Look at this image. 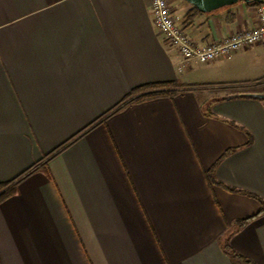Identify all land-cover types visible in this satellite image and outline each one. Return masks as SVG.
Wrapping results in <instances>:
<instances>
[{
	"label": "crops",
	"instance_id": "1",
	"mask_svg": "<svg viewBox=\"0 0 264 264\" xmlns=\"http://www.w3.org/2000/svg\"><path fill=\"white\" fill-rule=\"evenodd\" d=\"M171 7L201 47L257 23ZM181 66L150 0H0V264H264V46Z\"/></svg>",
	"mask_w": 264,
	"mask_h": 264
},
{
	"label": "built area",
	"instance_id": "2",
	"mask_svg": "<svg viewBox=\"0 0 264 264\" xmlns=\"http://www.w3.org/2000/svg\"><path fill=\"white\" fill-rule=\"evenodd\" d=\"M152 21L165 42L175 48L182 58L183 69L191 62L207 64L216 60L231 59L241 50L254 46H264V4L255 7L257 23L254 27L245 28L227 38L201 47L187 36L184 27L173 15L168 0H150Z\"/></svg>",
	"mask_w": 264,
	"mask_h": 264
},
{
	"label": "trees",
	"instance_id": "3",
	"mask_svg": "<svg viewBox=\"0 0 264 264\" xmlns=\"http://www.w3.org/2000/svg\"><path fill=\"white\" fill-rule=\"evenodd\" d=\"M243 5L245 8H249V7H256L259 5V3L258 2H251V3H244ZM197 14H200V12L197 9L191 7V9L187 12L185 17L188 20L189 18H192V17L196 16ZM234 19H235L234 14H228L227 15L228 21H233ZM189 90H190V87H186V86L180 84L179 82L160 83V84H151V85L141 86V87L134 89L132 92H130L128 94V96H126L125 100L122 102V105L120 104V106L116 110L119 111L128 105L138 104V103H142V102H146V101H151V100L158 99V98H173L176 95L184 93V92L189 91ZM210 105L211 104H208L205 106L206 111H209ZM206 178H207V181L209 184L214 183L212 171L207 173ZM13 191H14V188H13V185L11 183L1 184L0 185V203H2L7 198H9L12 195ZM262 211H263V208H262ZM244 225H245V222H241V223L237 224L236 229L239 230ZM228 234L229 233H227L224 236V238L222 239V240H224V242H226V240L228 238V236H227ZM226 252H228V254L235 257L232 254V252L230 253L228 251V248H226ZM241 259L244 262V264H253L251 261H248L244 258H241Z\"/></svg>",
	"mask_w": 264,
	"mask_h": 264
},
{
	"label": "water",
	"instance_id": "4",
	"mask_svg": "<svg viewBox=\"0 0 264 264\" xmlns=\"http://www.w3.org/2000/svg\"><path fill=\"white\" fill-rule=\"evenodd\" d=\"M193 8L197 9L202 14H209L220 9L231 7L236 5L239 2L242 3H251L258 2L260 0H184Z\"/></svg>",
	"mask_w": 264,
	"mask_h": 264
},
{
	"label": "rangeland",
	"instance_id": "5",
	"mask_svg": "<svg viewBox=\"0 0 264 264\" xmlns=\"http://www.w3.org/2000/svg\"><path fill=\"white\" fill-rule=\"evenodd\" d=\"M169 3H170V7H171V5L172 6H176V4L177 3H180V4H182L183 6H190L187 2H185L184 0H169ZM260 4H264V0H260V3H259V5ZM241 7H244V5H243V3L242 2H239V3H237L236 5H234V6H231V7H227V8H224V9H220V10H218V11H215V12H213V13H209V14H200V15H198L197 17H200V16H211V17H214V18H220V20L221 21H223V19H225V17L227 18V15L228 14H239L240 12H242L243 11V8H241ZM172 8V7H171ZM187 8H189V7H187ZM245 8V7H244ZM173 9V8H172ZM254 9H255V7H249V8H246V10H248L247 12L248 13H250V12H254ZM175 13V12H174ZM173 13V14H174ZM175 15L177 16V17H179L180 18V14H179V12H176L175 13ZM186 18V17H185ZM181 20H183V18L181 19ZM181 20H180V22H178L179 24L181 23ZM181 24H183V23H181ZM262 83H264V80H263V82H261V84ZM261 84H257L255 87H256V91H260L261 89H260V87H258V86H260Z\"/></svg>",
	"mask_w": 264,
	"mask_h": 264
}]
</instances>
